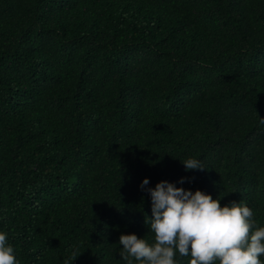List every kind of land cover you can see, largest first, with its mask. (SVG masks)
I'll return each instance as SVG.
<instances>
[{
    "label": "trees",
    "instance_id": "obj_1",
    "mask_svg": "<svg viewBox=\"0 0 264 264\" xmlns=\"http://www.w3.org/2000/svg\"><path fill=\"white\" fill-rule=\"evenodd\" d=\"M145 177L264 226V0H0V231L19 264H127L121 234L154 242Z\"/></svg>",
    "mask_w": 264,
    "mask_h": 264
},
{
    "label": "clouds",
    "instance_id": "obj_2",
    "mask_svg": "<svg viewBox=\"0 0 264 264\" xmlns=\"http://www.w3.org/2000/svg\"><path fill=\"white\" fill-rule=\"evenodd\" d=\"M182 163L186 171L205 169L195 158ZM148 184L145 177L140 187L151 197L152 216L145 223L154 242L134 233L121 234L119 254L127 264H178L177 255L190 256L189 264H264V226H256L246 203L221 206L218 198L199 189L193 192L165 180L154 188H146ZM78 255L73 253L71 264ZM0 264H19L4 231H0Z\"/></svg>",
    "mask_w": 264,
    "mask_h": 264
}]
</instances>
